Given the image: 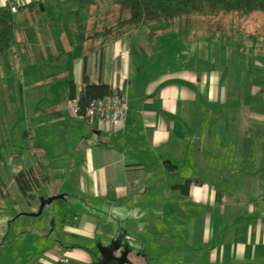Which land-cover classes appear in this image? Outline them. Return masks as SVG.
Returning a JSON list of instances; mask_svg holds the SVG:
<instances>
[{
	"label": "crops",
	"instance_id": "crops-1",
	"mask_svg": "<svg viewBox=\"0 0 264 264\" xmlns=\"http://www.w3.org/2000/svg\"><path fill=\"white\" fill-rule=\"evenodd\" d=\"M47 1L20 0L17 13L35 18ZM106 1L120 5L121 12V0H92L84 6L78 0L80 10L90 8L94 14L104 13L100 6ZM8 2L0 0V7ZM193 18L178 19L179 31L164 23L166 40L156 41L155 31L146 29L149 23L127 32L105 23L81 28V34L74 30V42L83 44L81 54L69 52L70 40H61L69 53L62 98L52 91L53 102L39 104L33 113L26 110L36 119L29 137L39 140L38 149L34 162L20 168L13 182L19 188L16 174L40 165L48 180L36 193L43 191L42 198L63 194L80 213L59 219L50 210L45 225L30 230L33 239L27 236L23 249L40 245L37 264H59L66 257V264H88L93 252L81 243L114 238L109 227L117 232L144 228L135 231L140 237L147 228H159L154 233L159 236L164 232L157 219L182 234L161 239L180 251L178 257L205 254L208 264H264V31L254 34L261 31L257 26L243 32L229 25L218 37L209 31L213 38L205 39L202 28L187 29L196 25ZM41 45L40 54L52 49ZM15 46L23 52L28 48L18 38ZM14 52L20 56L18 49ZM85 66L92 82L108 83L127 99L128 110L116 127H91L78 113ZM71 78L76 98L69 97ZM188 179V192L175 186ZM24 195L38 199L35 193Z\"/></svg>",
	"mask_w": 264,
	"mask_h": 264
},
{
	"label": "rangeland",
	"instance_id": "rangeland-1",
	"mask_svg": "<svg viewBox=\"0 0 264 264\" xmlns=\"http://www.w3.org/2000/svg\"><path fill=\"white\" fill-rule=\"evenodd\" d=\"M7 5L9 6V4ZM118 6L120 5L115 6L106 1L100 6L104 13L98 11L94 14L90 11V8L80 10L78 0H48L43 5L45 9L40 6L37 12L38 15L35 18L24 19L25 14L23 11L14 13L18 42L26 40L28 48L23 52L21 47L15 46L0 55V264H37V259L41 256L40 245L37 243L33 244L29 251H25L22 244L28 238L27 236L33 237L31 231L37 226L45 225L44 220L50 210H55V214H58L59 219L61 214L66 215L69 212L68 216H70L73 212L80 213L78 206L66 202L64 197L48 202L40 215H30V213L39 211L41 196L44 192L39 190L36 193L38 189L33 190L32 195L34 196L35 193L38 199L27 197L14 184V174L26 164L31 165L34 162V155L36 149H38L39 140L29 137L31 128L35 130L36 119L30 113L28 114L26 110L33 113L38 106H44L50 101L53 102L54 99L51 100L48 97V94L52 91L59 93V96L55 98H62L60 94L63 91L62 88L66 86V71L69 64L66 59L69 58V53L64 51L62 43L60 45L61 40H70L68 47L73 49H68L69 52L73 54L83 53V44L82 42H74L73 31L79 30L78 32L81 34V28L85 29L88 25L94 28L96 26L97 28L103 27L104 23L108 27L112 26L115 24L114 22L118 21V13L122 19L126 14H129V11L123 7H121L120 12ZM112 7L113 11L107 13V9ZM114 9H116V13ZM254 13L239 16L233 12L232 15L224 16V14H221L216 18L211 16H191L196 17L192 20L196 25L193 26L194 23H190L192 25L187 24V29L202 28L204 31L201 32V38L212 39L213 37L209 35V31H214V34L218 37V35H221V30H225L229 25H232L231 28H239L243 32L248 26H257L261 31L253 33L261 35L262 30L264 31V13L259 10ZM45 18L49 19L46 20ZM121 18L119 20H122ZM164 23L152 21L149 23L150 26H146V29L150 27L151 30L155 31L152 35H155L156 41L163 38L166 40L168 37L163 32L166 30L164 29L166 28L163 25ZM38 24L42 26L38 27ZM175 26V30L179 31L180 27ZM190 26L193 27L190 28ZM36 32H39V36ZM138 35L141 36L142 40L144 33L137 34V37H139ZM187 38L190 37L187 36ZM191 38L197 39L198 37ZM44 44L51 45L52 49L57 47L58 50L54 52L51 51L52 49L46 48L40 54L37 46H44ZM133 45H136L135 40ZM16 49L20 51V56L19 52H14ZM241 55L236 58L238 63L243 60V54ZM232 60L234 59H231L234 66V61ZM237 69L241 70V67ZM252 71L254 70L252 69ZM51 77L56 80H46V84L42 82L44 78ZM56 133L58 136L60 135L58 131ZM32 168L41 175H45L40 165H34ZM38 181L40 185L45 184L42 177L41 179L38 178ZM67 187L70 188V186ZM31 204L33 205L32 209ZM156 221L158 226L163 224L161 228V231L164 232L162 233L163 235L159 234L157 236L154 234L159 231V228L158 230L147 228L149 231L144 232L142 237H140L137 236L135 231H142L144 228H135L136 230L133 231L131 229L132 226H127V228L122 227L117 232L116 229L109 227L107 230L109 233L112 232L114 234V238H100L92 245L81 243V246H90V250L93 252L91 253L92 258L98 264H108L112 255L115 254L128 259L131 264H208L205 254H202L199 259H194L193 257L192 259L189 257L190 255L178 257L180 255L178 252L180 251L175 250L173 252L169 245H164L166 241L162 242L161 239H163V236L167 237L168 235H176L181 238L182 234H179V229H175V227L168 229L164 221L161 219ZM58 230L59 233H62L60 226ZM151 230L156 231L152 232ZM189 251L191 250L189 249Z\"/></svg>",
	"mask_w": 264,
	"mask_h": 264
},
{
	"label": "trees",
	"instance_id": "trees-1",
	"mask_svg": "<svg viewBox=\"0 0 264 264\" xmlns=\"http://www.w3.org/2000/svg\"><path fill=\"white\" fill-rule=\"evenodd\" d=\"M84 6L92 0H79ZM121 6L129 11L122 20H118L108 29L121 28L123 32L140 28L152 21L165 22L169 27L174 28L178 19L182 17H218L221 14L237 13L239 16L253 11L264 13V0H121ZM17 44L14 12L10 7H0V55L10 50ZM83 89L78 98V113L84 116L91 100L102 98L113 92L112 87L105 82H92L86 66L83 71ZM69 97L76 98V85L74 79L69 80ZM87 124V123H86ZM88 125V124H87ZM169 166H175L171 163ZM39 173V172H38ZM37 171L32 167L22 170L16 174L17 185L27 195H32L33 190L41 187ZM41 175V174H40ZM46 183L48 177L41 175ZM191 180L188 179L182 184H176L178 188H185L188 192ZM184 190V189H183ZM121 264H131L122 261Z\"/></svg>",
	"mask_w": 264,
	"mask_h": 264
},
{
	"label": "built area",
	"instance_id": "built-area-1",
	"mask_svg": "<svg viewBox=\"0 0 264 264\" xmlns=\"http://www.w3.org/2000/svg\"><path fill=\"white\" fill-rule=\"evenodd\" d=\"M20 0H9L8 4L12 12L19 10ZM123 57L125 54L122 55ZM128 110L127 99L119 92H112L102 98L93 99L87 106L86 113L82 118L91 127H99L105 125L107 127H116L119 120ZM37 177L41 179L40 173L37 171ZM69 259L63 258V262Z\"/></svg>",
	"mask_w": 264,
	"mask_h": 264
},
{
	"label": "flooded vegetation",
	"instance_id": "flooded-vegetation-1",
	"mask_svg": "<svg viewBox=\"0 0 264 264\" xmlns=\"http://www.w3.org/2000/svg\"><path fill=\"white\" fill-rule=\"evenodd\" d=\"M122 261H124L125 263H130L131 261H129L128 259H124L118 255H112L111 259L108 261V264H121ZM59 264H66V262H60ZM88 264H98V262H96L94 259H92Z\"/></svg>",
	"mask_w": 264,
	"mask_h": 264
},
{
	"label": "water",
	"instance_id": "water-1",
	"mask_svg": "<svg viewBox=\"0 0 264 264\" xmlns=\"http://www.w3.org/2000/svg\"><path fill=\"white\" fill-rule=\"evenodd\" d=\"M57 198H64V195L63 194H59V195H55V196H51L50 198H42L41 199V205H40V209L38 212L36 213H30L31 215H34V216H38L40 215L42 212H43V209H44V206L46 205L47 202H51L53 201L54 199H57Z\"/></svg>",
	"mask_w": 264,
	"mask_h": 264
}]
</instances>
